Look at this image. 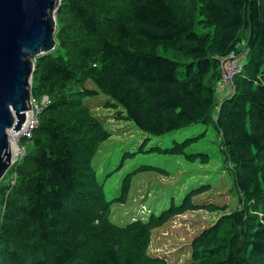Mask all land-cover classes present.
Masks as SVG:
<instances>
[{"label": "trees", "instance_id": "obj_1", "mask_svg": "<svg viewBox=\"0 0 264 264\" xmlns=\"http://www.w3.org/2000/svg\"><path fill=\"white\" fill-rule=\"evenodd\" d=\"M60 2L57 47L36 59L31 75L32 96H47L49 104L32 139L22 142L28 153L8 171L15 174L14 184L0 182L3 259L7 264H166L147 256L152 229L197 208L192 198L203 187L147 221L117 227L105 220L108 207L91 175V161L106 137L101 123L74 103L72 91L100 74L103 79L93 80L138 130L157 136L211 123L220 135L241 207L193 239L186 264H264V0H193L192 5L202 4L204 28L213 27L204 33L183 15L187 5L179 9L171 0ZM133 40L138 46L131 48ZM242 40V71L213 118L220 58L238 53ZM140 43L171 48L176 59L142 50ZM112 74L110 89L105 80ZM83 87V97L100 92ZM81 204L92 210L90 216L76 212ZM72 216L83 223H73ZM93 220L104 234L91 230ZM17 228L23 232L15 233ZM122 244L127 248L120 251Z\"/></svg>", "mask_w": 264, "mask_h": 264}, {"label": "rangeland", "instance_id": "obj_2", "mask_svg": "<svg viewBox=\"0 0 264 264\" xmlns=\"http://www.w3.org/2000/svg\"><path fill=\"white\" fill-rule=\"evenodd\" d=\"M60 1L57 0L53 14L55 22L58 13L63 10ZM171 1L179 9L187 5L183 15L188 14L194 19L196 32L213 30L211 26L204 28L201 3L192 5L193 0ZM64 14L62 15L68 17ZM56 28L57 24L55 33ZM246 35L247 32H243V37ZM136 43L137 40H133L130 47H137ZM241 43L244 46L241 44L237 51L242 54L243 61L244 40ZM139 47L175 58V52L171 48H153L146 43H140ZM53 50L51 52H54ZM47 54H40L33 60V71L36 59ZM74 62L80 65L82 60L74 58ZM96 77L103 79L104 76L95 74V77L79 82L80 85H75L77 87H73L72 91L74 103L80 102L86 111L101 123L106 137L96 144L91 161V175L108 207L105 220L117 227H123L135 219L142 218L147 221L149 217L160 215L171 205L181 204L189 191L203 187L205 191L192 198L197 208L174 214L159 227L153 228L148 244V257L162 260L166 264H186L190 261L193 239L211 227L221 215L241 207L239 195L234 187L233 165L223 151L220 135L211 123L194 124L164 135L144 133L125 119L122 108L115 106L112 98L100 90L93 80ZM115 79V74L108 76L105 80L106 87L114 88ZM31 83L30 78V92ZM83 85L100 92L94 97H83ZM225 97L224 92H218L216 84L217 106L214 108L213 118L219 103ZM181 143L184 144L180 145V150L173 152L172 149ZM26 149L25 153H28ZM131 172L133 173L130 175ZM0 182L11 188L14 184L13 174L10 176V172H6ZM81 205L76 208V212L90 216L92 210L84 204ZM1 215L2 211L0 217ZM71 218L73 223L84 221L73 216ZM94 220L88 221L91 230L104 234L103 229L92 225ZM96 223L97 221L94 222ZM22 232V229H15V233ZM121 247L120 251H123L127 245L122 244ZM0 264H7L2 255Z\"/></svg>", "mask_w": 264, "mask_h": 264}, {"label": "water", "instance_id": "obj_3", "mask_svg": "<svg viewBox=\"0 0 264 264\" xmlns=\"http://www.w3.org/2000/svg\"><path fill=\"white\" fill-rule=\"evenodd\" d=\"M57 0H0V181L9 169L7 131L30 111L33 60L55 48Z\"/></svg>", "mask_w": 264, "mask_h": 264}, {"label": "built area", "instance_id": "obj_4", "mask_svg": "<svg viewBox=\"0 0 264 264\" xmlns=\"http://www.w3.org/2000/svg\"><path fill=\"white\" fill-rule=\"evenodd\" d=\"M243 67L242 54H238L232 50L227 56L220 58V77L217 82L218 92H224L225 96H229L234 91L233 78L240 74ZM49 104V98L43 96L37 99L30 92L29 106L30 111H25V120L19 131L12 129L7 131V138L10 147V165L8 171L17 165L25 154V146L23 141L32 139L34 131L38 127V119L42 110ZM7 171V172H8ZM15 176V174H13Z\"/></svg>", "mask_w": 264, "mask_h": 264}]
</instances>
